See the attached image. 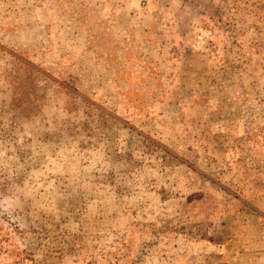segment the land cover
I'll use <instances>...</instances> for the list:
<instances>
[{
	"label": "rangeland",
	"instance_id": "1",
	"mask_svg": "<svg viewBox=\"0 0 264 264\" xmlns=\"http://www.w3.org/2000/svg\"><path fill=\"white\" fill-rule=\"evenodd\" d=\"M0 264H264V0H0Z\"/></svg>",
	"mask_w": 264,
	"mask_h": 264
}]
</instances>
